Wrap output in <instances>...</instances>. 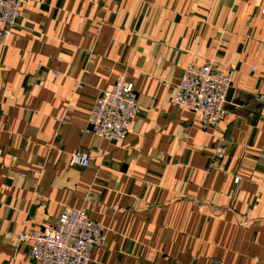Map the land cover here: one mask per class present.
Returning <instances> with one entry per match:
<instances>
[{
    "label": "crops",
    "instance_id": "crops-1",
    "mask_svg": "<svg viewBox=\"0 0 264 264\" xmlns=\"http://www.w3.org/2000/svg\"><path fill=\"white\" fill-rule=\"evenodd\" d=\"M263 8L27 0L0 40V264H39L16 234L65 207L105 228L88 264H264ZM209 60L233 81L228 114L203 128L172 97L186 66ZM121 73L140 111L115 143L88 131V115ZM78 149L87 166L70 165Z\"/></svg>",
    "mask_w": 264,
    "mask_h": 264
},
{
    "label": "built area",
    "instance_id": "built-area-1",
    "mask_svg": "<svg viewBox=\"0 0 264 264\" xmlns=\"http://www.w3.org/2000/svg\"><path fill=\"white\" fill-rule=\"evenodd\" d=\"M26 1L0 0L1 41L10 36ZM232 81L228 65L219 66L212 60L200 65L189 63L176 84L172 102L198 113L203 128L214 125L228 114ZM77 87L81 88V84ZM136 96L133 83L126 80L124 73L119 74L111 89L95 98L88 115V131L107 141H124L140 111ZM66 119L64 116L60 121ZM224 154L225 147L219 145L213 156L220 159ZM91 159L86 151L78 149L70 154L69 163L87 166ZM240 179L239 174L234 175L235 184ZM106 237L105 228L89 218L84 207H65L54 222L44 221L30 233L18 232L16 242L30 239L29 257L39 264H88L93 248L104 245Z\"/></svg>",
    "mask_w": 264,
    "mask_h": 264
},
{
    "label": "rangeland",
    "instance_id": "rangeland-1",
    "mask_svg": "<svg viewBox=\"0 0 264 264\" xmlns=\"http://www.w3.org/2000/svg\"><path fill=\"white\" fill-rule=\"evenodd\" d=\"M18 21V20H17ZM17 23V22H16ZM16 25V24H15ZM11 32H12V30H11Z\"/></svg>",
    "mask_w": 264,
    "mask_h": 264
}]
</instances>
